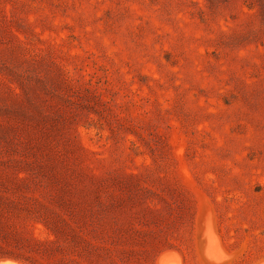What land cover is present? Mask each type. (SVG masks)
<instances>
[{
	"label": "rangeland",
	"instance_id": "1",
	"mask_svg": "<svg viewBox=\"0 0 264 264\" xmlns=\"http://www.w3.org/2000/svg\"><path fill=\"white\" fill-rule=\"evenodd\" d=\"M5 253L27 264L264 253V0H0Z\"/></svg>",
	"mask_w": 264,
	"mask_h": 264
},
{
	"label": "trees",
	"instance_id": "2",
	"mask_svg": "<svg viewBox=\"0 0 264 264\" xmlns=\"http://www.w3.org/2000/svg\"><path fill=\"white\" fill-rule=\"evenodd\" d=\"M187 201H188V206H189V208L192 210L191 212H192V218H193L194 215H195V213H196V207H195L194 202H193V199H192V197H190V195H189ZM214 205H215V203H214ZM215 207H216V211H217V214H218V213H219V209L217 208L216 205H215ZM219 231H220V234L222 235L221 224H220ZM222 239H223L224 245H225V247L227 248V250H229V251H235L236 249L239 248V244L236 245V246H234V247L228 245V243H226V241H225L223 235H222ZM168 248H169V249H175L174 246H169ZM245 253H246V251L243 253V257H245ZM3 258H6V259H12V260L17 261V262H20V263H22V264H27V261H26L24 258H21V257H19V256H16V255H13V254H10V253L1 254V255H0V259H3ZM262 258H264V253H262L260 256L256 257V258L253 259L252 261L249 260V262H247V261H248V260H247V261H245L244 263H245V264H253V263L257 262L258 260H260V259H262ZM238 260H239V259H238ZM238 260H237V261H238ZM229 264H235V261H233V262H231V263H229Z\"/></svg>",
	"mask_w": 264,
	"mask_h": 264
},
{
	"label": "water",
	"instance_id": "3",
	"mask_svg": "<svg viewBox=\"0 0 264 264\" xmlns=\"http://www.w3.org/2000/svg\"><path fill=\"white\" fill-rule=\"evenodd\" d=\"M200 223H201V229H200V232H203L204 230L208 229V227L210 226V213L209 211H205V212H202L201 214V217H200ZM202 236L205 237V240H206V237H207V233L204 231L202 233ZM207 241V240H206ZM232 251H230L231 253ZM207 255L208 254V250H207ZM209 257V256H208ZM221 258H223V256H221ZM218 259V258H217ZM11 260V259H10ZM209 260H210V257H209Z\"/></svg>",
	"mask_w": 264,
	"mask_h": 264
}]
</instances>
